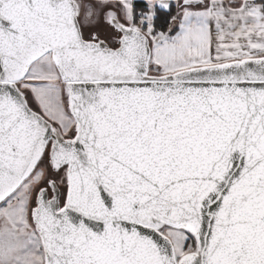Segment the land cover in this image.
Here are the masks:
<instances>
[{
	"label": "snow or ice",
	"instance_id": "obj_1",
	"mask_svg": "<svg viewBox=\"0 0 264 264\" xmlns=\"http://www.w3.org/2000/svg\"><path fill=\"white\" fill-rule=\"evenodd\" d=\"M0 264H264V0H0Z\"/></svg>",
	"mask_w": 264,
	"mask_h": 264
}]
</instances>
